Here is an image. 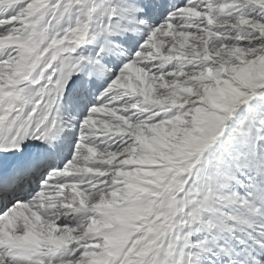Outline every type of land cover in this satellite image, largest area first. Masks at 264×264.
Here are the masks:
<instances>
[{
	"label": "snow or ice",
	"instance_id": "1",
	"mask_svg": "<svg viewBox=\"0 0 264 264\" xmlns=\"http://www.w3.org/2000/svg\"><path fill=\"white\" fill-rule=\"evenodd\" d=\"M0 264H264V0H0Z\"/></svg>",
	"mask_w": 264,
	"mask_h": 264
}]
</instances>
